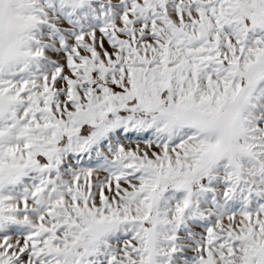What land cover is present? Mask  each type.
<instances>
[{
  "label": "snow or ice",
  "instance_id": "6c2138e0",
  "mask_svg": "<svg viewBox=\"0 0 264 264\" xmlns=\"http://www.w3.org/2000/svg\"><path fill=\"white\" fill-rule=\"evenodd\" d=\"M0 264H264V0H0Z\"/></svg>",
  "mask_w": 264,
  "mask_h": 264
}]
</instances>
